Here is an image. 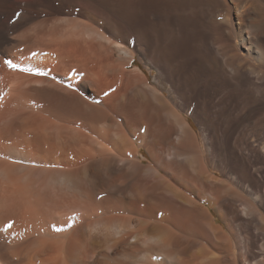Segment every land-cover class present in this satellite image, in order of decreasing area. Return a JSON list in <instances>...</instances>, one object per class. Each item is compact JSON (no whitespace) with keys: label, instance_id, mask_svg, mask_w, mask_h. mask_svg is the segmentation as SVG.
<instances>
[{"label":"bare ground","instance_id":"1","mask_svg":"<svg viewBox=\"0 0 264 264\" xmlns=\"http://www.w3.org/2000/svg\"><path fill=\"white\" fill-rule=\"evenodd\" d=\"M263 103L264 0H0V264H264Z\"/></svg>","mask_w":264,"mask_h":264},{"label":"rangeland","instance_id":"2","mask_svg":"<svg viewBox=\"0 0 264 264\" xmlns=\"http://www.w3.org/2000/svg\"><path fill=\"white\" fill-rule=\"evenodd\" d=\"M139 63V61H137L136 62V64H138ZM135 67V66H134ZM147 72H148V75H149V77H151L152 76V73L150 72V70H146ZM262 101H258L257 103H256V105H258V104H260ZM260 107H263L262 109H264V103L262 104V105H260ZM248 111V108L244 111L245 113ZM242 113V114H240V116H239V118L241 119V117L245 114V113ZM263 112H264V110H263ZM225 115V116H224ZM263 116V115H262ZM262 116H259V117H262ZM223 117V118H222ZM229 116H228V114H223V115H221V116H219V118H212L211 120H212V123H216V121H219V122H221V123H224V121H225V123L226 122H228V128L226 129V131L224 132V131H222V133H224V135L222 134V133H220V134H222L221 136H222V138H227L228 136H229V134H230V132L232 131L231 129L233 128V125H234V122H235V119H232V118H228ZM224 118H225V120H224ZM263 118V117H262ZM222 119H223V121H222ZM190 120H191V122H192V124H193V127L195 128V130L197 131V132H199L200 133V131H201V127L197 124V122H196V120L194 119V118H190ZM263 125V124H262ZM262 125H258V126H254V128L251 130V132H252V134H250L251 132H247V133H245L244 135H242V138H250L251 140H253L254 142H255V144L257 145V144H259V140H258V138H256L257 136L256 135H254L255 134V132L256 131H258V130H260L259 128H262ZM261 126V127H260ZM255 127H257V128H255ZM254 129H256V130H254ZM220 132V131H219ZM228 135V136H227ZM262 175H263V178H264V173L262 172L261 173Z\"/></svg>","mask_w":264,"mask_h":264},{"label":"snow or ice","instance_id":"3","mask_svg":"<svg viewBox=\"0 0 264 264\" xmlns=\"http://www.w3.org/2000/svg\"><path fill=\"white\" fill-rule=\"evenodd\" d=\"M7 63L12 66V67H17V65H13L11 61H7ZM12 227V224L9 223L7 225H5V229L4 230H7L8 228H11Z\"/></svg>","mask_w":264,"mask_h":264}]
</instances>
